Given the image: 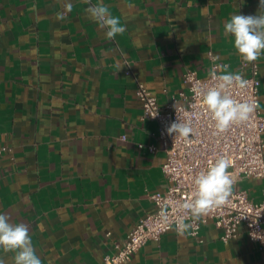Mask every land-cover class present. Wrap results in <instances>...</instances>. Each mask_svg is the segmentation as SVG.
I'll return each mask as SVG.
<instances>
[{
    "label": "crops",
    "instance_id": "1",
    "mask_svg": "<svg viewBox=\"0 0 264 264\" xmlns=\"http://www.w3.org/2000/svg\"><path fill=\"white\" fill-rule=\"evenodd\" d=\"M71 2L58 21L61 0H0V145L8 147L0 214L28 227L42 264H102L155 211L149 196L169 185L158 126L142 118L135 79L162 106L186 90L187 69L207 74L208 51L242 76L256 63L264 115V54L244 62L224 33L232 14L256 15L259 0H103L126 27L112 40L85 13L89 5ZM233 189L258 201L264 177H243ZM220 235L212 219L197 237L170 228L124 264H264V247L243 225L227 241ZM13 255L0 250L5 264Z\"/></svg>",
    "mask_w": 264,
    "mask_h": 264
},
{
    "label": "built area",
    "instance_id": "2",
    "mask_svg": "<svg viewBox=\"0 0 264 264\" xmlns=\"http://www.w3.org/2000/svg\"><path fill=\"white\" fill-rule=\"evenodd\" d=\"M208 56L207 74L200 75L195 69H187L183 74L186 90L180 91L162 106L158 104L156 95L142 81L135 79V93L142 104V118L152 119L158 126L157 137L165 153L161 169L169 185L166 190L149 196L156 205L155 211L139 218L126 236L115 243V251L104 255L102 264H124L147 240L159 241L168 229L175 228V221L183 213L173 209L189 198L193 191V177L206 170L210 160L227 157L231 161L228 171L234 184L243 177H264V115L260 106L247 122L233 125L223 134H214V122L205 112L199 90L216 83L209 76L212 68L228 64L216 59L212 51H208ZM126 73H131V69L127 68ZM217 74H221L219 69ZM243 77L248 81L247 86L243 89L233 87L230 94L237 100H254L259 104L257 64L253 63L250 74ZM178 119L191 122L194 131L189 138L175 139V134H167V127ZM138 146L149 151L156 149L154 144L138 143ZM7 150L6 145H0V155ZM261 194V199L255 201L245 190L233 189L229 202L196 222L191 235L197 237L201 224L212 219L215 226L221 229L222 241L235 237L239 226L243 225L248 238L264 247V189ZM165 204L169 206L170 213L167 224L158 215Z\"/></svg>",
    "mask_w": 264,
    "mask_h": 264
},
{
    "label": "clouds",
    "instance_id": "3",
    "mask_svg": "<svg viewBox=\"0 0 264 264\" xmlns=\"http://www.w3.org/2000/svg\"><path fill=\"white\" fill-rule=\"evenodd\" d=\"M63 11L56 13L58 21H64L65 13L73 10L71 0H61ZM89 5L85 8L87 16L104 31L105 39L112 40L126 32V27L118 16L113 15L109 6L99 0L95 5L91 0H83ZM224 33L232 37L235 50L244 62H254L264 54V0H259L256 15L232 14L224 23ZM139 45V41L135 42ZM228 65H216L209 72L216 83L199 90L202 105L208 117L214 122L216 135L227 132L236 124L247 122L259 107L252 100L240 101L230 94L233 87L245 88L248 81L238 72L227 71ZM219 69L221 74H217ZM175 107V105H174ZM176 108V107H175ZM177 111V109H176ZM168 135L175 134V139H187L194 129L190 121L177 120L166 129ZM231 161L224 156L208 162L206 170L200 171L192 179L193 191L188 199L177 204L173 210L183 215L175 221L178 235L194 234V225L213 210L229 202L233 194L234 180L228 171ZM159 218L167 224L169 206L163 205L159 210ZM191 222H188V221ZM0 250L13 253V264H42L33 246L32 237L25 224L10 222L9 217L0 214ZM0 264H5L0 258Z\"/></svg>",
    "mask_w": 264,
    "mask_h": 264
},
{
    "label": "rangeland",
    "instance_id": "4",
    "mask_svg": "<svg viewBox=\"0 0 264 264\" xmlns=\"http://www.w3.org/2000/svg\"><path fill=\"white\" fill-rule=\"evenodd\" d=\"M159 104V103H158ZM160 105V104H159Z\"/></svg>",
    "mask_w": 264,
    "mask_h": 264
}]
</instances>
